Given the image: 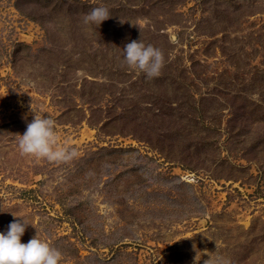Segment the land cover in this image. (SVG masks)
Here are the masks:
<instances>
[{
    "label": "rangeland",
    "instance_id": "374dc122",
    "mask_svg": "<svg viewBox=\"0 0 264 264\" xmlns=\"http://www.w3.org/2000/svg\"><path fill=\"white\" fill-rule=\"evenodd\" d=\"M34 115L75 155L21 154ZM21 217L59 264H264V0H0V232Z\"/></svg>",
    "mask_w": 264,
    "mask_h": 264
},
{
    "label": "clouds",
    "instance_id": "9594fccd",
    "mask_svg": "<svg viewBox=\"0 0 264 264\" xmlns=\"http://www.w3.org/2000/svg\"><path fill=\"white\" fill-rule=\"evenodd\" d=\"M109 17V10L98 6L85 14L83 22L100 25ZM122 56L129 67L144 72L146 78L158 76L164 62L159 48L145 45L141 40L126 43ZM18 148L23 155L48 161L68 160L75 155L74 150L57 144L55 121L47 115H34L24 133L19 135ZM28 225L22 218L10 222L7 230L0 232V264H59L61 253L37 235L26 243L21 242ZM213 264H228V261L218 258Z\"/></svg>",
    "mask_w": 264,
    "mask_h": 264
}]
</instances>
